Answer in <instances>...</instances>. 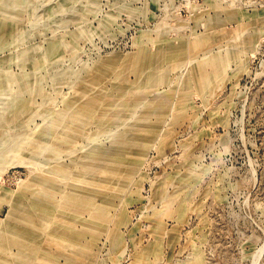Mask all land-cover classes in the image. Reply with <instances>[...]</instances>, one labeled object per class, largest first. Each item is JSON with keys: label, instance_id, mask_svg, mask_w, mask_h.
I'll return each instance as SVG.
<instances>
[{"label": "rangeland", "instance_id": "1", "mask_svg": "<svg viewBox=\"0 0 264 264\" xmlns=\"http://www.w3.org/2000/svg\"><path fill=\"white\" fill-rule=\"evenodd\" d=\"M6 259L264 264V0H0Z\"/></svg>", "mask_w": 264, "mask_h": 264}, {"label": "bare ground", "instance_id": "2", "mask_svg": "<svg viewBox=\"0 0 264 264\" xmlns=\"http://www.w3.org/2000/svg\"><path fill=\"white\" fill-rule=\"evenodd\" d=\"M38 212H39V211H38ZM38 212H37V214H38ZM40 212H41V211H40ZM44 214H45V213H44ZM26 216L29 217V215H26ZM101 216H104V214H102ZM101 216H100V217H101ZM40 218H41V217H40ZM23 219H24L25 222H26V221H27V222H30V223L32 222V220H30V219H27V218H24V217H23ZM41 219H43V218H41ZM50 219H51V218H50ZM44 220H45V219H44ZM50 221H51V220H50ZM50 221H48V222H50ZM70 222H71L70 219L67 220L66 222H63L62 225L60 226V229H66L65 226H67V223H70ZM11 227H12L11 229H13V228L15 227V225H14V226L12 225ZM11 229H10V230H11ZM33 239H34V240H32V241H33L32 243L36 242V239H35L34 237H33ZM7 240H8V239H7ZM9 241H10V240H9ZM23 245H27V244H23ZM1 264H14V263H13L10 259H6L5 262H4V263L1 262ZM19 264H20V263H19Z\"/></svg>", "mask_w": 264, "mask_h": 264}]
</instances>
